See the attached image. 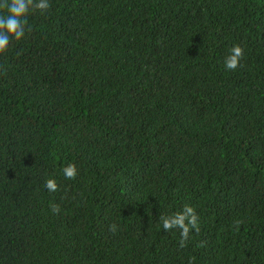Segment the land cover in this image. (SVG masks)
<instances>
[{"label": "trees", "instance_id": "1", "mask_svg": "<svg viewBox=\"0 0 264 264\" xmlns=\"http://www.w3.org/2000/svg\"><path fill=\"white\" fill-rule=\"evenodd\" d=\"M49 2L0 54V264H264V0Z\"/></svg>", "mask_w": 264, "mask_h": 264}, {"label": "clouds", "instance_id": "2", "mask_svg": "<svg viewBox=\"0 0 264 264\" xmlns=\"http://www.w3.org/2000/svg\"><path fill=\"white\" fill-rule=\"evenodd\" d=\"M51 7L49 0H0V54L5 53L14 39L21 41L25 37V32L31 31L27 24V16L30 11L39 10L41 13L47 12ZM244 56V49L239 44L232 46L224 59V67L228 70H235L240 65ZM66 179L74 180L78 175L75 164H68L62 169ZM44 187L50 192L58 190L57 181L53 178L46 180ZM53 211L59 212V205H53ZM160 224L165 231H171L174 228L180 229V246H186L189 233L193 229L200 231L199 217L196 209L191 205H185L182 211L172 215L161 214ZM240 222H237V225ZM110 231H117V225H110ZM191 264V260L189 261Z\"/></svg>", "mask_w": 264, "mask_h": 264}]
</instances>
